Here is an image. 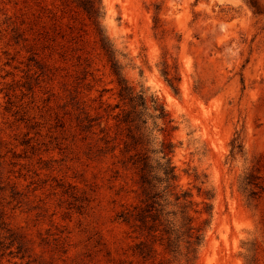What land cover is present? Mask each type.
Masks as SVG:
<instances>
[{
    "label": "rangeland",
    "instance_id": "obj_1",
    "mask_svg": "<svg viewBox=\"0 0 264 264\" xmlns=\"http://www.w3.org/2000/svg\"><path fill=\"white\" fill-rule=\"evenodd\" d=\"M65 2L0 0L5 219L25 244L19 253L2 237L0 264H135L117 217L138 190L109 116L117 81L90 22ZM103 4L129 85L173 120L155 135L175 144L179 184L213 204L211 218L199 206L198 224H210L195 264H264V0ZM237 134L245 152L232 158ZM250 174L253 198L241 185Z\"/></svg>",
    "mask_w": 264,
    "mask_h": 264
},
{
    "label": "trees",
    "instance_id": "obj_2",
    "mask_svg": "<svg viewBox=\"0 0 264 264\" xmlns=\"http://www.w3.org/2000/svg\"><path fill=\"white\" fill-rule=\"evenodd\" d=\"M65 4L69 8L74 5L75 12L88 19L117 81L119 102L110 110L109 116L116 120L118 135L122 138V166L133 170L138 179L136 202L126 206L117 217L129 228L135 240L133 255L139 259L135 264H195L210 224V219L198 224V215L204 210L211 218L213 204L197 202L193 192L179 184V174L173 162L175 144L166 138L159 141L155 135L156 130L162 132L166 127L170 128L173 120L157 97L148 96L144 91L136 92L129 85L117 50L103 24L106 15L103 0H66ZM162 74L179 92L176 80L179 82L180 79L172 77L168 67ZM108 138L104 139L106 144L110 143ZM244 152L243 139L237 134L231 143V157ZM6 155L0 136V244L2 237L10 240L8 248L17 242L20 253L25 246L22 236L9 229L5 219ZM255 180L251 174L241 180L242 188L250 198L256 195L255 190L249 189ZM205 195V200L213 198L210 192ZM201 203L205 205L203 210L199 209ZM246 264H256V259L246 257Z\"/></svg>",
    "mask_w": 264,
    "mask_h": 264
}]
</instances>
